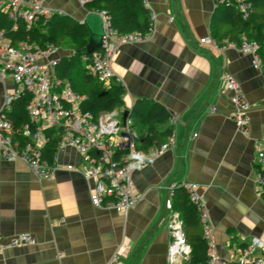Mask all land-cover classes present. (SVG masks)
I'll use <instances>...</instances> for the list:
<instances>
[{
  "label": "crops",
  "instance_id": "0c3cea01",
  "mask_svg": "<svg viewBox=\"0 0 264 264\" xmlns=\"http://www.w3.org/2000/svg\"><path fill=\"white\" fill-rule=\"evenodd\" d=\"M148 3L156 15L150 37L123 44L112 68L122 79L126 109L142 98L172 113L175 145L132 172L140 199L125 216L94 207L90 184L77 170L62 166L38 177L23 160L0 156V236L5 241L25 232L35 239L4 248L0 264H104L121 243L120 264H168L166 221L174 212L168 185L181 180L196 183L204 199L219 257L234 258L255 237L264 244V201L256 194L264 75L249 54L219 47L227 39L218 37V23H212L215 0ZM46 4L79 22L91 12L80 0ZM206 36L218 46L202 43ZM224 72L235 77L249 103L245 128L231 116L232 92L224 87ZM10 87V80L0 82V104ZM78 160L72 149L60 153L62 163Z\"/></svg>",
  "mask_w": 264,
  "mask_h": 264
},
{
  "label": "built area",
  "instance_id": "2783aa9c",
  "mask_svg": "<svg viewBox=\"0 0 264 264\" xmlns=\"http://www.w3.org/2000/svg\"><path fill=\"white\" fill-rule=\"evenodd\" d=\"M235 4L243 17H247L250 10L246 2L235 0ZM143 5L149 10L148 30L144 34L119 33L110 25V18L104 11L95 12L102 17L100 45L90 53H86L85 48L77 52L84 67L104 85L110 80L123 85L121 77L112 68L114 55L123 44L145 41L153 31L156 15L150 10L148 0H143ZM0 12L11 21L10 28L14 31L19 27L29 30L38 22L44 24L54 13L63 15L60 10L50 8L46 0H0ZM200 41L218 46L211 36L202 37ZM219 47H237L249 54L252 66L264 75L257 41L240 35L239 43L224 40ZM75 53L74 50L64 51L53 42L38 44L28 34L13 42L7 29L0 26V82L10 80L13 84L5 91L0 104V156L23 160L38 177H49L62 166L77 170L90 184L88 197L94 207L112 209L125 216L140 199L132 172L171 149L175 145V136L171 133L165 142L144 151L135 143L129 116L122 122L107 111L93 113L84 110L82 107L87 96L76 92L67 80L55 76L61 59ZM222 80L224 87L232 92L231 116L239 127L245 128L249 103L242 96L233 75L224 72ZM23 98L26 100L25 120L10 115L13 102ZM169 122L174 123L173 116ZM192 135L195 137L197 133ZM54 136H57V147L48 156L47 147ZM258 143L256 194L264 201V134L258 137ZM65 149L78 153L77 163L60 161V153ZM181 184L195 204L202 224V237L207 243L206 260L195 264H264V244L256 237L240 247L234 258L219 257L214 251L212 226L196 183L181 180ZM176 186L177 181L168 185L170 197ZM166 229L169 235L167 263L191 264V246L186 237L185 222L177 211L169 215ZM33 243L34 237L25 232L5 241L0 236V252L9 246ZM122 248L123 243L114 248L104 264H120Z\"/></svg>",
  "mask_w": 264,
  "mask_h": 264
},
{
  "label": "trees",
  "instance_id": "16d2710c",
  "mask_svg": "<svg viewBox=\"0 0 264 264\" xmlns=\"http://www.w3.org/2000/svg\"><path fill=\"white\" fill-rule=\"evenodd\" d=\"M244 1L250 10L247 17H243L235 7V0H215L216 9L212 15V23H218V37L225 36L227 40L239 43L240 35H244L248 40L257 41L264 67V0ZM82 5L91 12L104 11L110 18V25L119 33L144 34L148 30L149 10L143 5V0H84ZM0 26L7 29V34L13 42L25 38L28 34L38 44L53 42L62 49L74 50L75 54L61 59L63 75H67L74 67L76 58L79 57L77 51L85 48L89 36L85 24L57 13L50 16L44 24L38 22L29 30L19 27L14 31L10 28L11 21L0 12ZM84 71L85 78L79 86V93L85 94L87 98L82 108L93 113L107 111L122 121L123 111L126 109L123 101L124 86L114 80L104 85L85 67ZM67 81L75 89L72 80ZM25 102L24 98L14 101L10 115L25 120ZM128 110L134 140L139 149L145 151L152 146H158L172 133V124L169 122L172 113L162 103L137 98ZM166 122L168 125L160 129ZM56 138L57 136H54L47 147L48 156H51L57 147ZM171 202L174 211H177L185 222L186 237L191 246L189 262H204L207 243L202 237V224L195 204L190 200L181 181H177Z\"/></svg>",
  "mask_w": 264,
  "mask_h": 264
},
{
  "label": "water",
  "instance_id": "95a60500",
  "mask_svg": "<svg viewBox=\"0 0 264 264\" xmlns=\"http://www.w3.org/2000/svg\"><path fill=\"white\" fill-rule=\"evenodd\" d=\"M88 30V41L85 46V52L90 53L97 49L101 42L102 30V17L95 12H88L83 22ZM129 116V110L125 109L122 115V122Z\"/></svg>",
  "mask_w": 264,
  "mask_h": 264
},
{
  "label": "rangeland",
  "instance_id": "374dc122",
  "mask_svg": "<svg viewBox=\"0 0 264 264\" xmlns=\"http://www.w3.org/2000/svg\"><path fill=\"white\" fill-rule=\"evenodd\" d=\"M63 43H64V38ZM66 44H64L65 46ZM61 64L60 63L56 69H55V76L59 79H65V80H72L75 86V91L79 93V86L83 82L85 78V71H84V62L80 60V58H76V64L74 67L70 69V71L67 73V75H63L62 70H61Z\"/></svg>",
  "mask_w": 264,
  "mask_h": 264
}]
</instances>
